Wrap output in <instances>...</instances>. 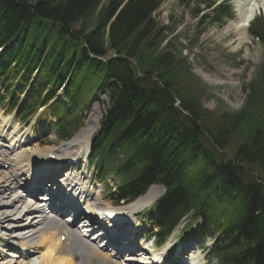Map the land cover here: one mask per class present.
<instances>
[{
  "label": "trees",
  "instance_id": "trees-1",
  "mask_svg": "<svg viewBox=\"0 0 264 264\" xmlns=\"http://www.w3.org/2000/svg\"><path fill=\"white\" fill-rule=\"evenodd\" d=\"M103 1L0 0V86L5 96L16 103L18 95L27 89L38 67L40 72L30 85L26 99L40 97L47 88L49 99L66 84L65 96L69 104L57 101L54 106L65 116L63 129H70L71 133L82 125L84 112L90 109L92 103L107 94L112 102L109 111L112 121H108L106 128L95 138L98 149L102 146L96 150L100 156L113 155L123 159L120 153L113 152L114 145L103 144H114L134 130L148 128L149 137H143L144 151L150 153L151 157L160 155L159 150L167 143L187 144V138H195L198 131L201 138L212 140L216 146L210 150L201 146L202 165L194 170L198 179L180 181L172 187L171 192L178 200L183 195V204L194 208L196 215L206 217L217 201L212 192V181L200 183L199 178L204 173L206 175L210 171L218 181V178L224 179L220 173L225 170L233 183L242 185L245 178L240 174L250 176L246 165L264 178V150L258 152L256 146L264 126L255 127L245 143L236 138L242 136L256 114L264 116V67L243 88L247 92L243 111L228 115L221 110L222 114L216 115L204 107L200 98L194 95V99L188 100L180 92L181 85H184L183 72L169 70L176 61L173 50L178 51L173 40L167 43V48L172 49L169 53H164V48L159 51L160 46L151 52L152 45L138 49V42L152 34L147 29L150 27L148 13L161 6L163 0ZM222 12L225 13L215 14L213 21L223 23L226 17L231 16L230 5ZM94 16L95 19H92ZM78 24L80 27L76 29ZM250 32L264 43V16L255 20ZM133 61L138 62L133 64ZM178 61L183 62V58L179 57ZM155 73L163 86L153 80ZM173 96L181 97V106L188 113H194L189 110L196 111L197 117L202 118L205 127L213 134L205 129L203 122L200 129L180 109H177L178 115H174L172 105H165ZM26 106L27 102H24L22 111ZM78 110L81 115L77 113ZM112 123L117 127L114 130L110 128ZM142 133L144 131L139 132ZM127 137L135 138L136 134ZM241 143L237 148L238 163L224 156V152L217 154L218 146L223 150L224 147L232 149ZM158 159H153L154 164L146 178L158 171L155 165ZM141 186V179H128L126 190L133 194L140 191ZM204 186L206 193L201 192ZM245 187L253 194L252 209L264 210V198L259 195L264 194L261 186L258 188L255 183ZM253 217L251 213L243 234H257L262 238L263 241L250 253L254 254L259 264H264V211L258 218ZM252 219L256 223L253 228L250 224Z\"/></svg>",
  "mask_w": 264,
  "mask_h": 264
},
{
  "label": "rangeland",
  "instance_id": "rangeland-1",
  "mask_svg": "<svg viewBox=\"0 0 264 264\" xmlns=\"http://www.w3.org/2000/svg\"><path fill=\"white\" fill-rule=\"evenodd\" d=\"M229 1L234 7L233 0H221L218 3H214L213 0H163L161 6L148 13L150 27L147 29H149L148 31L152 32V34L141 40L139 37L140 41L137 44L139 50L146 47L148 48L152 45L149 52L160 46V49L164 48V53H169L172 49L171 47L167 48V42L172 39L173 44L177 47L178 51L176 52L173 50L176 54V61H174L169 70L183 72L182 78L184 79V85H181L180 92L183 95L185 94L184 97L188 100L194 99V95L200 98L207 109L212 112L215 110L214 113L216 115L222 114V111L223 113L227 112L228 115L243 111L247 95V92L244 91L243 87L256 78L258 71L264 66V44L262 41L255 39L250 33L249 40L236 48L238 44L236 35L238 29H231L232 31L226 33V26L229 24L230 19H238V16L234 11L233 17L227 19L224 23L203 19L204 15L207 13H209L210 16H213L215 11L217 12L216 14L223 15L225 12L223 13L222 10H226L227 6H229ZM246 1H248L247 3L250 2L251 5L257 9V13L259 12L257 15L264 12V0ZM103 2L107 3V0H104ZM92 19H95V16L92 17ZM79 27L80 24L76 25V29ZM139 29L142 30L144 28ZM175 37L178 39L174 40ZM179 57L183 58V62L178 61ZM132 63L135 64L134 61ZM100 97H102L103 103L100 105L94 104L90 116V119L91 117L95 119L93 122L95 127H97V122L101 113L105 110L106 106H108V103H106L108 100L105 98L106 96L103 95ZM165 105L168 107L169 105H172L174 115L177 116V109L182 105V100L179 96H173L169 98ZM1 107L0 118L3 116L5 117L8 113L6 108L3 106ZM189 111L194 112L192 114L197 117L198 113L196 111ZM166 113L168 114V112ZM187 118L192 120L189 117ZM198 118L200 119L199 121L204 124L202 118ZM88 124H91V122ZM16 125L18 127L20 126L22 129H30V125L29 127L21 123H16ZM263 126L264 116L256 114L247 130L238 140H241L242 143L247 142L255 127ZM1 131L2 129L0 128V132ZM25 131L21 130L23 134ZM37 133H35V138L31 137V141L34 142L38 136ZM26 135L28 134L26 133ZM42 140L46 141L41 143L35 142V144L48 150L63 144L59 143L55 135L53 137L43 138ZM0 142H2L1 139ZM257 145L264 150V132L259 136ZM62 150L64 151L65 148L63 147ZM68 151L71 152V150ZM3 170L4 168L0 165V178L5 177ZM7 170L8 168L4 171ZM27 186L29 187V184ZM97 191H100L97 195V200L99 202L102 201L104 197L106 198L108 196V192H105L101 186L97 187ZM6 195L7 198H9L8 194ZM13 195L14 194H12V196ZM7 223H5V226H7ZM2 233L7 236L12 234L5 229ZM11 243L16 247H20L18 240L12 238ZM3 245L7 249V254L5 253L6 257L8 256L7 258L10 259L11 256L8 253L9 251H14V249L11 248L9 243H3ZM32 256V259L29 260L30 264L40 262L42 259V255L39 252H36V254ZM37 258L40 259L36 261ZM16 261L18 264L19 259H16ZM1 262L2 260H0V263ZM98 262L100 263V260Z\"/></svg>",
  "mask_w": 264,
  "mask_h": 264
},
{
  "label": "bare ground",
  "instance_id": "bare-ground-1",
  "mask_svg": "<svg viewBox=\"0 0 264 264\" xmlns=\"http://www.w3.org/2000/svg\"><path fill=\"white\" fill-rule=\"evenodd\" d=\"M247 2L248 1L246 0H238L236 2L238 19L230 20L229 24L226 26V33L232 31L231 29H238V33L236 35L239 42L236 40L238 43L237 46L235 45L236 48L249 40L250 36L248 33V27L250 25V20L253 18V16L255 17V14L257 13V9H255L250 2ZM249 50L248 52L250 53ZM90 122L91 124H88L78 135L75 136L73 140L53 150H56L60 153V150L63 147L71 146L73 144L79 147H88L90 138L95 129L93 123L94 119H91ZM0 128L2 129L0 133L5 136L4 139L8 143L7 146H5L6 151L0 153V164L3 166L8 164V170H3V172L6 174H4L5 177L0 178V185L4 184V186L0 187V196L7 198L6 194H8V191H15L17 189L16 185L11 183H14V180H17L19 176H24L26 174L32 176L33 174L31 170L34 171V166L41 163L42 157H47L52 149H43L39 147L38 144H31L33 141H31L30 134L27 133L29 130L25 131L23 134L14 120L11 121V118H0ZM26 133L28 135H26ZM68 152L70 151L65 148L64 153ZM12 171L14 177L11 174ZM8 197H10V195H8ZM147 198H149V196H144L142 199H139L132 204L126 205V208L134 210L136 208H141L148 204ZM25 199V196L17 195L16 198L11 199L10 202L3 201L0 205L1 226L6 225L4 223L13 217V213L6 212L7 210L12 209V205L17 210H21V213L15 217L17 221H21V225L28 226L29 228H34L36 225H38V229L31 234L36 235V241H27L31 235H23L17 238L21 242L22 247H24L26 252H21L19 255L16 254L14 257L22 260L26 259L23 261V264H30V258H28V256H30V254L33 252L41 253L42 259L40 262H38L39 264H69V260L65 256L54 255V251L62 246H69L71 248L78 246V251L83 252L84 255L89 258V260H84L85 264H91L95 258L100 259V263L98 262L99 264H104L109 261L110 256L108 253H103L81 240L75 229L72 230L69 238L65 242H58L56 246H52L55 240H59L61 235L60 232L65 229V226L59 222H56V224L53 226H48L47 222L50 220H47L49 217L44 211L38 210L36 207H34V204L28 209L23 208V202ZM114 211L115 213L123 212V210L120 208H114ZM6 238L7 237L2 236V241L6 240ZM5 251L6 248L0 244V260L4 259L3 256ZM126 258L129 261L136 260L129 256ZM0 264H15V262L13 259L8 261H5L4 259Z\"/></svg>",
  "mask_w": 264,
  "mask_h": 264
}]
</instances>
